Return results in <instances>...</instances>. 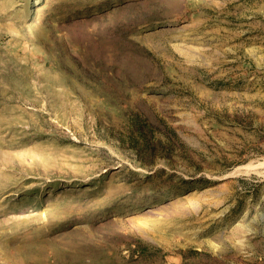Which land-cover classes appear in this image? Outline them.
<instances>
[{
	"label": "rangeland",
	"instance_id": "rangeland-1",
	"mask_svg": "<svg viewBox=\"0 0 264 264\" xmlns=\"http://www.w3.org/2000/svg\"><path fill=\"white\" fill-rule=\"evenodd\" d=\"M0 264H264V0H0Z\"/></svg>",
	"mask_w": 264,
	"mask_h": 264
}]
</instances>
